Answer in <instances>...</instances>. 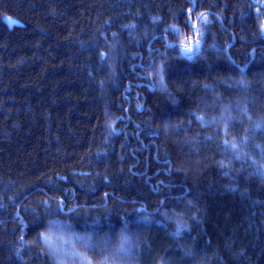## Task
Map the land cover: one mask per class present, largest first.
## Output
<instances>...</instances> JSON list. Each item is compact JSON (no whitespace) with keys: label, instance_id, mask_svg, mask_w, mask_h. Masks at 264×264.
Returning a JSON list of instances; mask_svg holds the SVG:
<instances>
[{"label":"trees","instance_id":"16d2710c","mask_svg":"<svg viewBox=\"0 0 264 264\" xmlns=\"http://www.w3.org/2000/svg\"><path fill=\"white\" fill-rule=\"evenodd\" d=\"M55 221L95 263L264 264V0H0V264Z\"/></svg>","mask_w":264,"mask_h":264},{"label":"rangeland","instance_id":"374dc122","mask_svg":"<svg viewBox=\"0 0 264 264\" xmlns=\"http://www.w3.org/2000/svg\"><path fill=\"white\" fill-rule=\"evenodd\" d=\"M85 236L87 235L55 221L42 233L41 242L53 264H107L105 260L95 263L87 258L82 250L89 243ZM107 254L103 255V258H106Z\"/></svg>","mask_w":264,"mask_h":264},{"label":"snow or ice","instance_id":"6c2138e0","mask_svg":"<svg viewBox=\"0 0 264 264\" xmlns=\"http://www.w3.org/2000/svg\"><path fill=\"white\" fill-rule=\"evenodd\" d=\"M187 51H191V49L189 48V49H187Z\"/></svg>","mask_w":264,"mask_h":264}]
</instances>
